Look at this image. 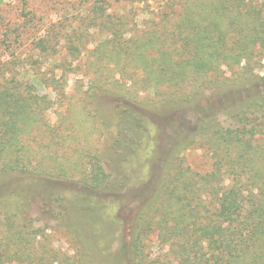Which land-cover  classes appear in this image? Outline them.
Segmentation results:
<instances>
[{"label":"trees","instance_id":"1","mask_svg":"<svg viewBox=\"0 0 264 264\" xmlns=\"http://www.w3.org/2000/svg\"><path fill=\"white\" fill-rule=\"evenodd\" d=\"M112 2L92 0L69 24L63 37L74 65L56 63L57 34L33 42L54 66L48 74L38 69L27 76L12 60L1 63L0 264H105L101 240L88 234L126 202L125 189L137 192L139 204L121 235V264H264V77L253 73L264 61V0ZM95 34L100 39L82 74L92 91L87 97L106 89L114 101L107 148L116 163L110 171L100 164L106 148L89 163L79 155L72 163L63 157L44 164L47 147H34L37 132L47 133L58 151L68 147L66 117L55 126L48 114L63 107L67 72L80 66L82 39ZM4 36L0 44L9 48L23 35ZM180 113L190 126L180 125ZM167 124L173 137L160 142ZM189 147L207 154V170L184 163L181 153ZM136 160L139 167L124 165ZM75 173L80 194L70 198L65 192ZM25 177L24 195L13 181ZM54 185L70 190L53 192ZM35 192L45 203H80L63 205L57 215L73 237L72 253H52L40 244L41 229H22L26 203L16 196ZM97 230L106 235V227ZM153 243L161 252H153Z\"/></svg>","mask_w":264,"mask_h":264},{"label":"rangeland","instance_id":"2","mask_svg":"<svg viewBox=\"0 0 264 264\" xmlns=\"http://www.w3.org/2000/svg\"><path fill=\"white\" fill-rule=\"evenodd\" d=\"M92 0H0V41L5 37L4 35H23L22 38L13 42L14 46L7 48L5 44H0V71L1 63L3 61L12 60L16 65V69H19L22 74L29 75L31 71L46 72L50 71L54 66L49 63L42 52L33 48V42L42 35H58L56 63L58 61L64 62V65L69 67L77 63V59L73 60L71 53L65 52L67 43L64 41L63 35L70 30L68 27L70 23H75L80 19L82 10L88 7V4ZM96 1V0H95ZM110 4H114L112 0H107ZM26 15V16H24ZM99 35H86L82 41L84 45L80 47V57L78 58L79 68L76 70L67 72L66 83V99L64 100L63 107L68 106V113L62 115L63 107L58 108L56 111L50 110L48 120L55 126L60 125L66 117V132L69 135L68 147L66 150L58 151L56 146L50 142L48 134L37 132L38 138L34 143V147L37 145L47 147L44 153L46 154L43 159L44 164H51L54 159L67 158L68 163H72L80 157L84 156L83 161L89 163L90 159H95L97 156H101L102 152L110 144L111 137L114 133L115 116L113 114L114 101L108 90L97 89V93L93 98L87 97L91 89H88V79L82 73L85 68V60L89 55V50L98 41ZM55 42V41H54ZM36 60V61H34ZM71 61H73L72 64ZM109 76L117 77L114 71L106 72ZM253 73L264 77V61L261 66L256 68ZM1 74V72H0ZM38 89L42 95L46 94L52 96V93L42 86L38 85ZM171 116V115H169ZM180 125L190 126V123L182 117V114H178L175 117ZM84 122V123H83ZM173 137V131L168 124L158 134L160 142L164 139H170ZM46 143H50L51 146H47ZM144 146V142L141 144ZM55 147L57 152H53L52 148ZM48 153V154H47ZM108 147L106 153L101 157L100 164L110 171V166L113 165V161L116 163L117 156ZM184 163L191 167V169L198 171H205L209 168L210 160L207 154L198 147H189L182 153ZM52 157V158H51ZM55 157V158H54ZM112 159H114L112 161ZM137 159V156H135ZM88 165V164H87ZM128 168L139 167L140 161H130L124 163ZM116 173V171H112ZM131 172V171H130ZM119 175L125 174L123 172ZM80 173H75L70 176L73 179V186L71 192L69 188L54 185L58 190L57 192H65L67 197L72 198L74 194H80ZM29 179H17L13 181V184L18 189H21L22 194H26V188L29 183ZM135 189V186H133ZM38 190V187H37ZM124 190V189H123ZM126 192L123 195L126 202H120L113 213L108 212L105 224L103 222L97 223L96 226L91 227V237H95L97 240H101V246H103L106 256H104L105 264H121L119 258L120 247L122 244L121 235L125 231V227L128 225L133 217L136 215L139 201L136 197V191L125 189ZM124 190V191H125ZM123 191H121L122 193ZM24 195L16 196V201H24L26 204L21 205L22 217L19 220L24 221V232H30L31 230H37L39 233L45 234L40 238V244L49 247L53 251L59 253H72V248L75 247L73 237H70L65 233L62 227H59V217L57 215L63 214V205L69 208H75V204L79 206L78 202L72 204L70 200L64 199L57 201L44 202L41 192L34 193L31 197L27 198ZM30 196V195H29ZM139 197V196H138ZM86 208V206H85ZM116 214V217L114 216ZM58 217V218H57ZM61 219V217H60ZM106 227V235H101L97 227ZM5 225L0 223V234L4 230ZM15 229V227H14ZM97 236V237H96ZM154 236H151L153 239ZM154 253H159L156 247V243L149 245ZM59 255V254H58Z\"/></svg>","mask_w":264,"mask_h":264}]
</instances>
